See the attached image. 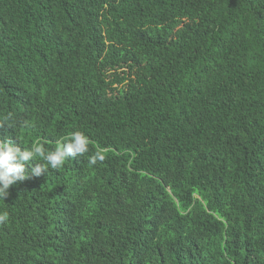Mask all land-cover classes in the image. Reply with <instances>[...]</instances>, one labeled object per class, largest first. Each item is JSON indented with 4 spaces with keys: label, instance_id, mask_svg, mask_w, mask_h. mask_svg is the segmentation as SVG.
<instances>
[{
    "label": "trees",
    "instance_id": "16d2710c",
    "mask_svg": "<svg viewBox=\"0 0 264 264\" xmlns=\"http://www.w3.org/2000/svg\"><path fill=\"white\" fill-rule=\"evenodd\" d=\"M9 113L92 143L0 198V264H264V0H0Z\"/></svg>",
    "mask_w": 264,
    "mask_h": 264
},
{
    "label": "clouds",
    "instance_id": "9594fccd",
    "mask_svg": "<svg viewBox=\"0 0 264 264\" xmlns=\"http://www.w3.org/2000/svg\"><path fill=\"white\" fill-rule=\"evenodd\" d=\"M6 123L10 127H15L16 122L12 113L0 119V129ZM91 143L90 138L81 131H74L63 140L57 141L54 150L51 151L46 149L40 141H35L30 148L22 150L20 147L14 146L11 139L7 142L0 140V198H7L8 190L14 183L30 178L28 165H33L31 174L34 176L44 175L48 171L49 165L51 169L59 170L68 158H76L88 153ZM105 159L104 150L97 148L90 157L89 164L95 166ZM8 220V212L0 213V224H4Z\"/></svg>",
    "mask_w": 264,
    "mask_h": 264
}]
</instances>
